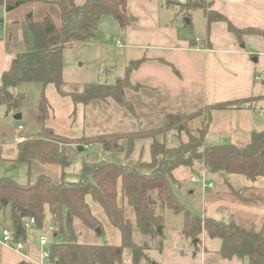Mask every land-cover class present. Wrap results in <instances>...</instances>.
<instances>
[{
	"label": "trees",
	"instance_id": "1",
	"mask_svg": "<svg viewBox=\"0 0 264 264\" xmlns=\"http://www.w3.org/2000/svg\"><path fill=\"white\" fill-rule=\"evenodd\" d=\"M32 1L0 0V6H3L5 12H11ZM163 1L166 7L178 6L185 17L190 16V11L199 9L207 23L223 21L227 29L238 38L242 34L264 37V30L237 29L222 14L207 9L204 0ZM43 2L56 5L59 23L56 24L48 13L41 19H34L32 11L25 13L23 22L30 34L31 44L16 51L8 66L1 71L0 105L6 108V113L17 111L24 96L22 93H13L11 89L22 82L42 84L38 105L41 130L23 137L16 144L14 160L28 167L33 162L57 166L61 169V177L53 180L45 174H38L34 180L20 184L10 177L0 176V203L9 205L10 229L15 239L25 241V223L31 218L34 220L31 228L41 229L47 207L52 220V237L60 239L57 243L49 244L51 261L63 264H127L128 260L129 264H139L147 260L144 250L148 247L135 244L132 239L133 224L144 237L143 241L146 242V237L150 241L154 235L162 234V212L169 209L175 214H182V233L189 240L193 252L200 249L202 234L205 232L209 239L219 240L217 252L222 258L239 257L245 259L246 264H264V222L259 227H246L237 224L232 218L217 219L205 214L197 215L189 211L173 191V185L177 183L175 171L178 168H189L196 162L209 174L220 176L228 190L236 196L242 195L247 187L233 190L228 184L229 175H242L251 181L264 178V130L252 132L245 146L232 143L204 144L212 110L228 109L249 100L215 102L207 106V123L197 131L188 127L192 114L177 112L167 114L158 127L82 135L77 144L98 143L106 151L124 150L120 141L125 140L126 154L131 152L134 140L150 137V161L135 166L104 160L85 161L77 181L64 179L65 169L69 166L64 147L74 142L71 138L61 137L50 126L54 113L45 97L44 88L52 84L60 97L68 98L74 106L71 115L78 106L85 108L92 101H104L107 97L122 99L129 86L127 74L113 83H86L79 89H66L62 79V53L74 45L99 41L103 36L97 24L103 15H111L120 27H126L131 20L126 14L127 0ZM186 24L190 25V21ZM168 132L173 134L170 135L169 144L165 139L159 141L156 138ZM182 133L185 139L181 137ZM144 166L147 171L141 170ZM118 183L124 201L121 205L117 203ZM87 196L100 205L110 224L120 232L121 241L118 245L84 244L77 241L74 219H79L96 235L103 233L99 220L92 214L86 201ZM239 199L256 202V199L245 196H239ZM96 228H99V232H96ZM157 228L161 232H157Z\"/></svg>",
	"mask_w": 264,
	"mask_h": 264
},
{
	"label": "rangeland",
	"instance_id": "2",
	"mask_svg": "<svg viewBox=\"0 0 264 264\" xmlns=\"http://www.w3.org/2000/svg\"><path fill=\"white\" fill-rule=\"evenodd\" d=\"M43 1L55 0H33L8 14L3 6H0V72L5 64L8 66L7 61L14 52L31 44L30 34L23 22L25 13L32 11L34 19H41L48 13L56 24L59 23L56 5ZM83 1L76 0L77 3ZM204 5L207 9H212L210 0H204ZM126 14L131 20L126 27H120L111 15L101 16L97 27L103 37L99 41L74 45L64 49L62 53V79L66 83V89H79L86 83H113L127 74L129 86L125 89L122 99L107 97L104 101H92L85 108L81 109L78 106L75 113L71 115L74 108L71 101L60 97L52 84L44 88L45 97L54 113L50 126L61 137L71 138L74 142L64 147L69 160V166L64 172V179L67 181H77L85 161L105 160L134 166L145 163L140 160L133 161L135 154H131L132 150L129 154L125 153V140L120 141L124 150L106 151L98 143L77 144L78 138L82 135L91 136L158 127L164 122L167 114L177 112L192 114L188 124L192 131L204 128L207 123L209 109L203 104V95L196 91L199 78H202L204 73L205 61L204 58L199 61L198 57L196 58V52L186 49L189 41L192 44L195 41L198 42V38L202 41L205 39L206 19L202 11L192 10L190 16L185 17L178 6L166 7L163 0H127ZM222 15L226 18L224 14ZM189 21L190 25L186 24ZM211 23L207 24L210 26ZM118 40L121 41V46H117ZM157 58L164 59L168 65L159 63ZM139 61L142 62L139 63ZM132 62L139 64L134 67ZM171 65L177 69V72ZM178 72L180 75L177 74ZM256 76L258 78L255 80ZM252 78L254 82L252 91L263 93L264 86L261 83L264 82V57L254 62ZM42 88L39 82H22L11 89L13 93H22L24 96L20 108L6 113V108L0 105V176L10 177L20 184L34 180V169L25 163L15 161L10 156V152L11 154L16 152L15 144L18 139L36 134L41 130L38 105ZM16 114H20V118H14ZM254 115H257L256 111ZM18 126H21L20 130ZM170 135L173 136L171 132H168L164 136L157 135L156 138L159 141L165 139L169 144ZM181 135L183 139L186 138L184 133ZM146 138L152 140L150 137L136 140ZM223 142L224 140L217 142L212 137L204 140L205 145ZM144 154L145 151L142 157ZM47 166L58 169L61 177L59 167ZM183 169L180 172L175 171L177 183L173 185V191L189 211L217 219L232 218L237 224L246 227L262 225L264 222V178L251 181L242 175H229L228 184L233 190L247 187L242 195L236 196L228 190L227 184L220 176L209 174L198 162ZM141 170L147 171V167L144 166ZM186 171L187 177L182 176ZM191 175L196 179L204 175L206 182L213 184L212 189H203L201 183L190 180ZM239 196L256 199V202L241 201ZM162 216V234L154 235L150 241L146 237L144 242L142 235L133 224L132 239L135 244L148 247L144 252L149 259L142 260V264H153L158 257L160 258L159 250L172 246V242L164 236H167V232L169 235L178 234V230L181 229L182 214H175L165 209ZM3 225L11 226L9 205L0 203V235ZM49 225L43 222L42 230L37 229L36 232L44 234L50 243L59 242V237H52L51 228H47ZM28 236L33 237L31 234ZM95 237L98 242L105 241L103 234ZM154 247L157 248L152 249ZM47 248L48 246L44 247V250ZM44 264H48L47 261H44ZM127 264H129L128 260Z\"/></svg>",
	"mask_w": 264,
	"mask_h": 264
},
{
	"label": "crops",
	"instance_id": "3",
	"mask_svg": "<svg viewBox=\"0 0 264 264\" xmlns=\"http://www.w3.org/2000/svg\"><path fill=\"white\" fill-rule=\"evenodd\" d=\"M210 2H212V9L224 14L237 29L254 28L264 30V0H210ZM6 13L8 14L9 12ZM205 29V39L202 41L201 38L195 37L199 41H195L192 44L189 41L188 48H186L196 52V58L198 57L199 61L202 58L205 61L204 73L202 74V78H199L196 87V91L201 96L203 95V104L209 106L215 102L249 101L228 109L212 110L204 140L207 137H212L217 142L224 140L223 143L245 146L249 142L252 132L264 130V92L260 91L258 93L252 91L254 89L252 78L253 65L254 62L259 61L260 57H264V37L254 34H242L238 38L227 29V25L224 22H213L210 26L206 22ZM9 61L7 62L9 63ZM157 61L168 65L164 59L157 58ZM141 62L139 61V63ZM6 67L7 65L5 64L2 70ZM173 68L177 72L174 66ZM257 78L258 76L255 77V80ZM261 85L264 86V82ZM256 89L257 86L255 87ZM255 111L257 115H254ZM20 140L21 138L17 140V143ZM151 141V139L146 138L133 142L131 153L135 154L133 161H150ZM144 151L145 154L142 157ZM15 155V151L12 154L10 152V156L13 159ZM31 166L34 169L33 179L38 174H45L53 180H58L60 177V172L56 168H51L47 165L43 166V164L37 162H33ZM181 169H177L176 171L180 172ZM187 173L186 171L182 176L187 177ZM188 181H190L189 178ZM117 192V203L121 205L124 201L121 195L120 183H118ZM86 201L92 214L99 220L102 226V234L103 238H105L103 243L118 245L121 241L118 229L110 224L104 210L97 202L90 196L86 197ZM43 222L45 225L46 223L47 225L50 224L47 228L52 226L51 216L47 207L45 208ZM2 227L7 226L3 225ZM73 228L77 232V241L79 243L102 244L96 239V233L83 225L79 219H74ZM36 231L37 229L34 228L28 229L25 247L22 251L11 250L1 242L0 235V264H40L39 252L43 248L37 243V238L40 234ZM29 234L33 237H29ZM164 237L172 242V246L168 249H160L158 252L160 258L158 257L153 264H246V260L239 257L231 259L222 258L217 252L219 240L209 239L205 232L202 234L200 249L195 252L192 251L193 247L190 246L189 240L183 235L182 226L178 230V234L171 233L169 235L167 232V236ZM142 240H144V237ZM139 264H142V261Z\"/></svg>",
	"mask_w": 264,
	"mask_h": 264
},
{
	"label": "built area",
	"instance_id": "4",
	"mask_svg": "<svg viewBox=\"0 0 264 264\" xmlns=\"http://www.w3.org/2000/svg\"><path fill=\"white\" fill-rule=\"evenodd\" d=\"M116 44L117 46L122 45L121 41L119 40L116 42ZM18 129H21V126H19ZM190 180L201 183V186L203 189L204 188L212 189L213 187V184L211 182H208V183L206 182L204 175H202L200 179H196L194 176L191 175ZM33 224H34V220L32 218L26 221L25 228H27V231L33 226ZM50 228H51V231H53V227L51 226ZM1 242L5 244L6 246H8L13 251H22L26 243V241L16 240L11 229L8 227H2L1 229ZM37 243L41 248H43L39 252L40 264H44V261H47L48 264H63L58 261L50 260V252H49L50 241L44 234H40L38 236ZM47 246L48 248L44 250V247H47Z\"/></svg>",
	"mask_w": 264,
	"mask_h": 264
},
{
	"label": "water",
	"instance_id": "5",
	"mask_svg": "<svg viewBox=\"0 0 264 264\" xmlns=\"http://www.w3.org/2000/svg\"><path fill=\"white\" fill-rule=\"evenodd\" d=\"M138 62H132V66H134V67H137L138 66ZM14 118H20V114H16L15 116H14ZM223 176V175H222ZM157 232H161V229L160 228H157V230H156ZM96 232H99V228H96Z\"/></svg>",
	"mask_w": 264,
	"mask_h": 264
}]
</instances>
